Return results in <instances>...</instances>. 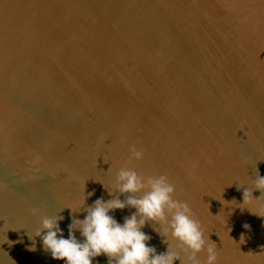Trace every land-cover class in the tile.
I'll return each instance as SVG.
<instances>
[{
  "label": "water",
  "instance_id": "1",
  "mask_svg": "<svg viewBox=\"0 0 264 264\" xmlns=\"http://www.w3.org/2000/svg\"><path fill=\"white\" fill-rule=\"evenodd\" d=\"M122 167L168 177L218 264H264V197L238 190L264 177V0H0V264H65L30 209L69 238Z\"/></svg>",
  "mask_w": 264,
  "mask_h": 264
},
{
  "label": "clouds",
  "instance_id": "2",
  "mask_svg": "<svg viewBox=\"0 0 264 264\" xmlns=\"http://www.w3.org/2000/svg\"><path fill=\"white\" fill-rule=\"evenodd\" d=\"M130 153L129 162L143 159V150L135 145L131 147ZM256 172L252 189L238 186V190L243 189V203L240 205L264 197V177L259 175L258 169ZM256 189L262 193L258 198L253 196ZM117 192L126 198L121 200L115 195ZM109 195L114 198L107 201L100 198L88 206L84 219L74 215L69 225V238H64L59 226L63 216L50 217L43 214L40 208H31L33 216L41 217V227L35 237L42 238L44 249L51 253L53 259L63 260L65 264H93L94 259L101 255L108 258V264H175L177 260L180 264H218L216 243L210 237L205 238L203 227L194 218L188 203L174 198L175 185L166 175L145 177L132 168L122 167L115 177V190H109ZM125 208H134L136 212L125 217L121 225L110 213ZM250 212L264 218V214ZM149 223L161 227L163 235L156 228L154 230L167 244L166 252L158 254L155 247L149 246L152 237L142 231ZM244 228L250 229V225L245 224ZM77 230L84 237L83 242L77 239ZM29 238L33 240L29 250L35 251V238ZM244 242L242 234L240 243ZM204 252L207 255L206 262L199 258Z\"/></svg>",
  "mask_w": 264,
  "mask_h": 264
}]
</instances>
